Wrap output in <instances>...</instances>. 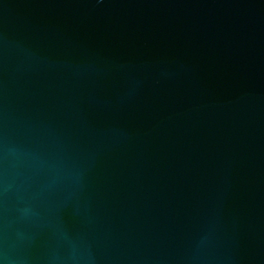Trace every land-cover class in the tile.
Masks as SVG:
<instances>
[{
	"label": "water",
	"instance_id": "95a60500",
	"mask_svg": "<svg viewBox=\"0 0 264 264\" xmlns=\"http://www.w3.org/2000/svg\"><path fill=\"white\" fill-rule=\"evenodd\" d=\"M0 264H264V0H0Z\"/></svg>",
	"mask_w": 264,
	"mask_h": 264
}]
</instances>
